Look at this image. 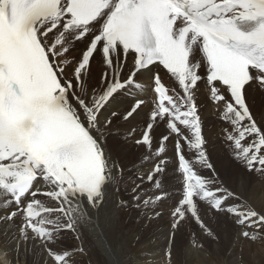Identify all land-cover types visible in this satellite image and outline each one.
I'll return each mask as SVG.
<instances>
[{
	"label": "snow or ice",
	"instance_id": "1",
	"mask_svg": "<svg viewBox=\"0 0 264 264\" xmlns=\"http://www.w3.org/2000/svg\"><path fill=\"white\" fill-rule=\"evenodd\" d=\"M258 101L264 0H0L4 264H255Z\"/></svg>",
	"mask_w": 264,
	"mask_h": 264
},
{
	"label": "bare ground",
	"instance_id": "2",
	"mask_svg": "<svg viewBox=\"0 0 264 264\" xmlns=\"http://www.w3.org/2000/svg\"><path fill=\"white\" fill-rule=\"evenodd\" d=\"M96 66L94 65V68ZM264 105H261V103L257 102V108H260ZM176 180L173 177V174L169 172L167 181H166V187L168 189H172L175 185ZM250 199L259 205L261 201H264V185L256 184L248 193ZM138 219L135 216H129L128 217V232L127 235L131 236L133 232L136 231V226L138 224ZM165 230V225L163 222H161V227L155 229L156 235L160 236L162 240L161 233H163ZM156 237L154 236L153 239ZM248 245V244H247ZM243 248V255L245 259L249 261L255 262V264H264V248L259 246H252L250 249L249 247ZM147 247V245H146ZM225 250H228L231 255L230 259H235L236 257L241 255V247L240 246H234L232 242V236L228 234L225 236L221 241V248L219 252L213 251V258L214 259H220L224 256ZM181 259L186 262V264H211V260L204 256L203 253H197L192 250H185L182 255ZM0 264H4L3 257H0Z\"/></svg>",
	"mask_w": 264,
	"mask_h": 264
},
{
	"label": "rangeland",
	"instance_id": "3",
	"mask_svg": "<svg viewBox=\"0 0 264 264\" xmlns=\"http://www.w3.org/2000/svg\"><path fill=\"white\" fill-rule=\"evenodd\" d=\"M231 235V234H230ZM245 245H247V243H244L242 246H240V247H242V248H246V246ZM247 247H249L248 245H247ZM264 248V247H263Z\"/></svg>",
	"mask_w": 264,
	"mask_h": 264
}]
</instances>
